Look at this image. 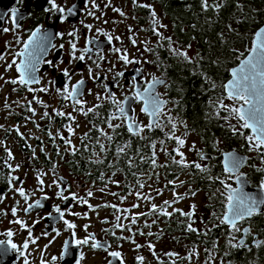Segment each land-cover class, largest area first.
<instances>
[{"label": "flooded vegetation", "instance_id": "obj_1", "mask_svg": "<svg viewBox=\"0 0 264 264\" xmlns=\"http://www.w3.org/2000/svg\"><path fill=\"white\" fill-rule=\"evenodd\" d=\"M146 1L147 5L150 6L146 10L149 15H151V11H154V8L158 10L155 13L159 24L153 27L156 29L159 27L161 18L169 19L171 22V17L165 9L167 1ZM94 2L98 6L95 9L91 8L88 0H55L58 8L63 7L67 10L75 4L78 9L77 16L69 17L67 21L61 23V13L51 8L49 0H0V17H2L0 18V54L5 55V59L0 60V76L4 77V79H0V126H2L0 127V196L3 197L0 200V241H7L9 237L6 233L11 231L13 233L11 241L17 245L18 249V251H13L6 244L0 245V264H24L25 258H27L28 264H41L42 260L44 264H77V261H79V264H108V261L113 259L103 249H92L90 247L91 241L88 245H81L78 248L74 244L75 239H84L89 234H93L97 241L104 242L106 246H109L108 251H118L120 249L117 247L120 245V230L115 227L116 224L105 227L103 224L104 219H101V216L104 214L120 215L124 210L117 207L120 211H116L112 207H105L104 205H109L110 201L114 205L116 200L113 196L111 200L104 197L103 201V198L99 196L102 194L100 190H96L90 199L87 195L88 185L93 187L92 184L95 182L94 175L97 174L100 177L104 171L102 162L97 163V168L91 167L88 170L84 168V173L72 171L70 168L72 167L73 157L80 158L85 157L87 154L93 155V153H96L97 155H94L96 160H101L102 151L100 144H103L105 149L113 148L115 158L123 155L125 151L132 153L129 156V159L132 161V166H128L129 174H131V180L137 182V187L134 183L130 185L132 190L139 189V184L142 181L146 183L150 180L154 181V194H157V190H161L162 194H159V198L162 197L163 200L160 207L157 208L156 213H151L152 206L150 199H144L143 197L146 194L142 192L141 198L137 203L139 208L133 210V213L138 212L139 215L147 213L148 216H156L160 215V208H164V210L172 213L171 216L161 215L165 228L161 229V232H166V227L170 226L172 228L170 232L175 231L171 235L175 242L187 245L183 253L195 254L199 251V254H201L199 264H222V262L223 264H264V247H255L256 240H264V214L255 215L250 220L238 222V227L242 230L251 229V234L246 236H243L242 232L232 233L227 225L220 224L218 227L215 226L219 224L216 217H213L212 222H214V226L210 228L201 229L196 226L197 216L205 213L213 216V213H215L219 217L225 211L224 196L221 195L223 186L218 180L213 181L208 179L209 175L225 179L226 174L223 172L224 153L237 151L245 155L247 158L246 163L240 171L249 181L250 188H259L260 182L264 180V168L259 166V159L263 162L264 160L261 159L258 153L257 156L255 153L256 158H251V160L255 161L253 166L248 157V145L245 139L239 135L234 136L230 128L223 127L222 124H216V127L185 128V124L191 125V120L184 118L183 115H178L175 111L178 110V104L184 102L186 96L176 83H172L174 74L179 75V77L182 76L181 67L183 64L181 61H184L183 58H176L178 63L172 65L179 68L173 72H169V68L171 69V67L168 66L166 52L161 47H151L148 48L151 51L144 50L143 53L136 52L135 48L130 45L132 44L131 38H129L130 42L128 44L122 38L120 40L115 39V37L121 34V26L125 24L131 15V6L134 4L133 0H94ZM86 4L88 5L87 7H85ZM13 7L18 9V28L13 26L11 20L10 10ZM113 9H119L125 15L121 16L119 12ZM89 11H92L93 15H88ZM150 22L152 23V16ZM85 24L92 25L91 32L84 27ZM37 27L41 28L42 33L49 34L51 43L57 46L55 49L49 46V50L43 59L45 61L51 60L54 65L59 64V68L42 63L40 71L37 73L41 82L32 85L34 89L47 88V92H29L25 86L5 83L6 80L18 78L15 66L6 70L7 65L13 59L19 62L20 58L16 57L15 53L23 48V42L28 40L31 32ZM4 28H9L10 31L5 33L3 31ZM171 28L173 31V26ZM97 29L101 30V32H98ZM73 30L77 32L76 38L68 36V33ZM102 32H107L114 37L111 44L101 34ZM57 33H62L63 36L61 37ZM151 33L154 34L152 30ZM18 39L19 42H17ZM89 39L94 40L93 45L87 44ZM69 40H75L78 49H83L85 46L93 47V53L86 55L83 62L72 61L70 63ZM61 44L64 45L63 49L59 48ZM125 46L130 47L129 58L140 60V64L124 65L119 60L118 57L121 53H116L114 49L120 48L123 52ZM97 49L101 50L102 55L105 57L100 69H97L93 63L94 60H97L95 54ZM194 51L198 52L197 50ZM77 55H79V52ZM89 56H91V59H89ZM115 57H117L118 64H115L114 67H108V60H112ZM242 58L237 59V63L228 70L236 66ZM61 59L63 60L62 64L59 63ZM145 61H148V63H145ZM90 66L93 68L94 75L99 74L100 80L94 81L89 78L88 69ZM64 68H68L71 73L70 81L62 75V69ZM137 68L142 69V75L135 71ZM193 68L197 69V65L193 66ZM109 69L112 70L109 71ZM117 72H124V76L115 77V73ZM133 76H137V87L141 89L146 86L147 81H151L153 76L163 79L167 84L166 87L158 85L156 88L161 99L167 102L163 106L162 114L158 117L162 127H157L152 131L146 129L144 133H141V136L146 137L145 139H142L141 136L131 135L127 131L126 121L112 120V124H121L122 126L115 130L109 128L105 120L116 110L115 105L110 100H97L96 98L97 94L101 95V97L105 95V84L115 94L118 101H124L126 96L132 97L134 88L131 79ZM81 79L85 81V84L81 87L82 99L95 98L90 108H94L97 104L101 105L96 109L95 113H89L87 116L81 112L74 111L72 101L64 100L56 91L57 88L62 89L66 83L71 88L72 85H75ZM228 79L229 74L225 82ZM49 81H54V83H49ZM13 89L16 90L14 91ZM34 96L41 100L43 105H47L48 107L36 103ZM29 102H31V107L36 112L35 116H32V113L27 110ZM128 103L126 109L129 115H134L136 121L141 125H147L149 123V116L141 111L143 107L142 102L130 99ZM5 104L10 105V107L6 108ZM167 108L169 112L165 113ZM53 109L71 113L78 121H70L65 117L56 116ZM45 111L52 116L51 120L42 118ZM29 117L31 119H28ZM169 117L177 125L175 136L190 140L189 144L185 145L188 151V154L184 153L185 161L189 165H192L193 162L200 163L202 167H208L210 173H202L194 167H181L173 163L172 157H175L177 160L180 157L176 156V153L173 151V149L178 147L175 139H170L167 135L171 132V127H167L168 124L166 123ZM69 124L76 127L79 131L77 133L79 136L67 131V125ZM37 125H39V128H37ZM93 125H96V128H93ZM17 127L19 128V133L23 134V139L15 130ZM97 129H102L111 135L112 140H108L105 136L101 135ZM243 131L245 135L250 134L248 130ZM49 132L52 133L51 138L48 135ZM85 133L88 134L89 138L85 139L82 143ZM60 135L71 140V144L75 146L74 155L73 149L65 145L64 141L59 138ZM97 139H99V144L97 143ZM161 141H163V145ZM152 143L155 144L153 150L156 166L150 163V158L153 156ZM218 143H222L224 149L217 151L219 148ZM125 144H129L130 146L125 148L124 153L117 155V148L123 147ZM85 145H87V150H85ZM193 145H195L194 150ZM229 145H235V148H231ZM227 146L229 148H226ZM8 151H11L13 154L12 159L8 158ZM33 151L35 152V158H33ZM198 152H202L206 156V159H200ZM142 157L143 160L141 159ZM7 164H11L12 168H16L18 165L19 168L16 171H12V169L6 166ZM120 165L118 160L114 161L115 182L118 186L122 182V177L119 173H124L121 171L122 166ZM53 166H55L54 169ZM41 173L43 175L40 178L44 181L43 191L39 190L41 186L37 180V176ZM12 177H18V179L12 181ZM59 178H63L61 181L63 188H57L53 183L54 180L59 181ZM9 181H12V183L10 184ZM170 181H173L174 184L169 183ZM227 183L232 185V187H236L234 178L227 180ZM19 187H22L28 195L27 201L16 190ZM60 191H63L64 195L69 197L75 193L79 198L87 200L88 203L85 204L79 200L74 201L72 199L64 201L58 196V192ZM131 191L124 194L123 198H127ZM173 191L182 197V199L172 203V206L169 207L164 204V201H174ZM192 193L195 194L193 195ZM43 196H47L48 199L42 200ZM38 199H41L43 207L33 208L25 212L27 204L34 203ZM200 199L204 203L207 202L206 205H208L204 212H200L199 209ZM216 199L220 200L216 204V207H213ZM184 201L187 202L186 205L178 206L179 202L182 204ZM89 204L95 210L90 209ZM193 205H195V209L191 219L174 211L175 209H179L187 213L193 211ZM54 206H59L65 212L64 219L75 224V229H68L63 220L58 219L55 213H53V218L46 219ZM13 208L17 209L16 216L12 215ZM74 213H78L79 215H74ZM146 216L140 215L135 224L130 223L131 226L139 224V233L137 229L131 230L129 228L130 231L128 230L129 237L131 238L129 240L139 241L143 239L142 242L144 243H140L139 245L145 246V248L148 247L151 238L160 237L159 234L146 229L148 223ZM179 217L182 218L186 226L179 224ZM16 219L23 220L26 227L21 228L20 225L15 224L13 221ZM37 220H39V223H34ZM189 223L198 232L187 231ZM86 226L87 230L85 231ZM28 228L32 229L31 238L27 230ZM53 229L60 234L57 236L56 231H53ZM73 232H75V237L72 236ZM149 233H152V235H148ZM136 235L139 237H136ZM230 235L237 237V240L233 242H238L243 237L248 248H230ZM32 239L36 240L35 244L31 242ZM65 241L69 242V250L64 255V258L60 259L61 254L64 252L63 246ZM25 242L28 243L27 249L23 247ZM137 250L136 245H133L128 257L124 255V252H120L124 264H140L136 258ZM21 252L24 253L23 256L20 255ZM225 253H228V255H225ZM81 254L83 256L82 259ZM152 255L144 256L143 264H185L188 260L187 257L183 259V255L181 258L178 257V259L172 258L169 255L165 259L158 257L156 254ZM53 257L57 259L53 261ZM153 260L154 263H152ZM113 264H119V260H113Z\"/></svg>", "mask_w": 264, "mask_h": 264}, {"label": "snow or ice", "instance_id": "obj_2", "mask_svg": "<svg viewBox=\"0 0 264 264\" xmlns=\"http://www.w3.org/2000/svg\"><path fill=\"white\" fill-rule=\"evenodd\" d=\"M49 3L51 4L52 9H56L61 13V23L67 21L69 17H74L78 15V9L77 6L74 4L71 8H68L65 10L63 7H59L55 4V0H49ZM88 3L91 4V8L95 9L98 6L95 4L94 0H88ZM133 3H136V0H133ZM88 5L86 4L85 7ZM222 4H214L210 5L208 3V0H202V8L204 10H208L210 7L213 8L216 11H219V9L222 7ZM139 7H148L149 5H139ZM237 7L241 9V12H243V6L239 3L237 4ZM49 10V9H46ZM116 12H119L121 16H124L125 13L120 11L119 9H113ZM66 12V14H65ZM11 20L12 24L15 28H18V20H17V14L18 9L16 7L11 8ZM88 15H93L92 11L88 12ZM152 16V24L158 25L159 21L156 18L155 11H151ZM2 18V17H0ZM99 19V17H97ZM82 23V21H81ZM107 23V21H105ZM161 27H164L163 25H160ZM84 27L88 29L89 32L92 30V25L85 24ZM230 31H236L231 26H229ZM3 31L5 33L9 32V28H4ZM98 32H101V30L97 29ZM129 31H132V29H129ZM152 31L155 35L160 37L161 39H167L169 45L172 44L170 37H163L160 32L156 30L155 27L152 28ZM102 35H104L108 41L109 44H111L114 37L110 35L107 32H102ZM59 36H63L62 33H57ZM221 37L223 34H220ZM68 36L70 37H77V32L75 30L68 33ZM116 40H120V37H115ZM19 42V39L17 40ZM132 44L136 45V40L132 39ZM70 46V57L72 61H85L86 55L93 53V47L85 46L83 49H78L77 43L75 40H69L68 41ZM88 45H93L94 40L89 39L87 41ZM49 46L53 49H55L57 46L53 43H51V37L47 33H42L41 28L37 27L34 31L31 32L28 40L23 42V48L15 53L16 57H19V62H17L16 59H13L11 63L7 65V69H11L13 66H15V70L18 73L17 79L12 80H6L5 83H11L12 85H21L27 87V90L29 92H47V88H39L34 89L32 85L39 84L40 78L37 76V73L40 71V65L42 63H47L51 67L59 68V64H53L51 60L45 61L43 57L47 54L49 50ZM189 47H191L189 45ZM60 49L64 48V45L61 44L59 46ZM114 51L116 53H121L119 55V60L124 63V65H130V64H140V60H133L129 58V54L126 51H123L120 48H115ZM145 51H151V49L145 48ZM173 55L183 58L184 61L188 63H193V60L191 57L188 56L186 51H182L179 49H171ZM237 51V50H233ZM79 52V55L77 53ZM97 60H94L93 63L95 64L97 69L101 68V63L104 61L105 57L102 55L101 50L97 49L96 51ZM242 55V54H241ZM5 55L0 54V60H4ZM89 59H91V56H89ZM202 59V57H201ZM60 64L63 63V60L61 59L59 61ZM145 63H148V61H145ZM114 67V65H113ZM112 69H109L111 71ZM138 74L142 75V69L137 68L135 70ZM89 78L93 79L94 81L100 80L99 74H93V68L90 66L88 69ZM62 75L67 78L68 81L71 80V73L68 68L62 69ZM124 72H117L115 73V77H123ZM230 76L231 79L227 81V83L221 85L222 89L226 93V96H221L217 98L214 102H212V106L216 109V115L219 117V112L221 110L228 113L227 116L219 117L222 118L228 123L231 118H235L238 121L237 125H231L228 124L232 134L239 135L240 137L244 138L249 151H255L260 156L261 159L264 160V27H261L258 29L254 34V39L252 41L251 48L249 49V54L247 55V58L240 59L239 66L236 68H232L230 70ZM114 77V79H115ZM0 79H4V77L0 76ZM106 79V78H105ZM49 83H54V81H49ZM131 83L134 88V93L132 97H125L124 101H118L115 97V94L111 92L108 85H104L105 89V95L101 97V95L97 94V100L106 99L110 100L113 105H115V111L111 113V115L105 120V123L108 124V127L115 130L116 128L121 127V124H112V120H122L127 122V131L133 135V136H141V133H144L147 129L148 131H152L157 127H162L158 117L162 114L163 106L167 103L166 101L162 100L159 93L156 91V88L158 85H164L167 86L166 81H164L161 78H158L156 76H153L151 81L146 82V86L142 89L140 87H137V76H133L131 79ZM85 84V81L83 79L79 80L75 85H72L71 88L68 87L67 83L65 86L61 88H57V94L60 95L64 100H71L73 104L74 111L81 112L83 115L87 116L89 113H95L96 109L99 108L101 105L97 104L94 108H88L85 110L84 105L85 101L82 99V93H81V87ZM117 86H119L117 84ZM212 87L215 88L216 85L212 83ZM14 91L16 89H13ZM132 99L135 101L142 102L143 107L141 108V111L144 112L146 115L149 116V123L147 125H141L138 123L135 119L134 115H129L128 110L126 109L127 102ZM224 99L232 101V105H227L224 103ZM34 100L36 103L42 104L43 102L39 100L37 97L34 96ZM19 103V102H16ZM238 105V106H237ZM44 107H48L47 105H43ZM6 108H9L10 105L5 104ZM28 111L32 113V116L36 115L35 110L31 107V102L28 103ZM134 111V110H133ZM53 112L56 116L59 117H65L70 121H74L75 117L72 116L71 113H65L63 111H59L56 109H53ZM42 118H48L49 120L52 119V116L45 111ZM28 119H31L29 117ZM34 122V121H33ZM168 123L171 124V132L168 135L170 139H175L176 144L178 145L177 148L173 149V151L176 153V156H179L180 159L177 160L175 157H172L173 163L181 166V167H194L195 169L199 170L202 173H210V169L208 167H202L200 163L193 162L192 165H189L184 158V153L180 151L181 148L185 145V139L181 137L175 136V130H176V123L172 121V119L169 117ZM181 123H183L181 121ZM2 127V126H0ZM37 128H39V125H37ZM93 128H96V125H93ZM185 128H187V125L185 124ZM18 134L21 135V138L23 139V134L19 133V128L17 127L15 129ZM243 130H250V135H245V132ZM67 131L69 133H73L74 130L71 126V124L67 125ZM97 131L100 132L101 135L105 136L108 140H112V136L108 133L104 132L102 129H97ZM49 137H52V133H48ZM61 140L64 141L65 145L73 149V155L75 154V146L71 144V140L66 139L62 135L59 137ZM88 134L85 133V136L82 138V143L85 139H88ZM142 139H145L146 137L141 136ZM97 143L99 144V139H97ZM161 144L163 145V141H161ZM129 144H125L123 147L117 148V155L124 153L125 148L129 147ZM151 147L154 149L155 144L152 143ZM193 150L195 149V145L192 146ZM101 151L105 150V146L103 144H100ZM43 150V149H41ZM67 150V149H66ZM85 150H87V145H85ZM59 154V153H58ZM8 158L12 159L13 154L11 151L7 152ZM93 155H97L96 153H93ZM198 155L200 156V159H206V156L202 152H198ZM33 158H35V152L33 151ZM143 160V157L141 158ZM246 157L239 156L235 151L233 152H227L224 153V161H223V172L226 174L225 179H221L219 176L212 177L211 175L208 176V179L213 181H219V183L223 186V191H221V195L224 196V202H225V211L223 214L219 217L216 216L215 213H213V217H216V219L219 221V224L215 226H219L220 224L227 225L232 233L235 232H242L243 236L250 235L251 229H241L238 227V222L244 221V220H250L255 215H261L264 214V195L256 196L251 193L245 192L244 187L246 183V176L240 171V169L245 165ZM95 163H101L102 161L97 159L93 161ZM150 163L153 166H156V160H155V153H153V156L150 158ZM129 167L132 166V161L129 159L128 161ZM7 167L12 169V171L18 170L19 166L17 165L16 168H12L11 164H7ZM55 166H53V169ZM43 175V173L39 174L37 176V180L40 184V191H43V185L44 181L40 177ZM234 178L235 183L237 184V187H232L229 183H227V180H231ZM18 177H12V181L17 180ZM63 178H59V181L54 180L53 183L57 188H63V184L61 181ZM12 181H9L11 184ZM169 183H173V181H170ZM183 183V182H181ZM139 187L142 189L144 185L141 183L139 184ZM19 192V195L25 199V201L28 200V195L26 194L25 190L22 187H19L16 189ZM103 191V189H101ZM218 191H220L218 189ZM259 191L261 193H264V180H262L259 184ZM226 193V195H225ZM157 194H162L161 190H157ZM193 195L195 193H192ZM89 197L93 195L91 191L87 193ZM115 195V194H113ZM58 196L63 199L64 201H68L69 199L72 200H79L81 203L87 204V200H84L82 198H79L75 193L71 195V197L64 195L63 191L58 192ZM137 198H141L140 192H136ZM174 201H164V204L171 207L172 203L178 202L182 197L178 196L173 191ZM144 199H151L149 196L143 197ZM3 197L0 196V200H2ZM42 200H47V196H43L41 198ZM41 199L36 200L34 203H28L27 207L25 208V212H28L29 210L33 208H42L43 204L41 203ZM90 209L95 210L92 205H88ZM105 207H112L116 209V211H120V209L117 208L116 205H104ZM139 205H133V207H138ZM193 211L190 212H183L182 210L175 209V212H179L180 215L191 219V217L194 215V209L195 205L192 206ZM17 209H12V215L16 216ZM157 212V206L155 204L152 205L151 213ZM53 213H55L58 217V219L63 220V223L67 226L68 229H75L76 225L73 223H70L67 219H64L65 212L61 210L59 206H54L52 209V212L48 213V216L46 219L53 218ZM74 215H79L78 213H74ZM140 215H148L140 214ZM160 215L163 216H171L172 213L164 210V208H160ZM121 217L116 216V228H120L121 225L119 223ZM15 224L20 225L21 228L26 227L25 222L20 219H16L13 221ZM106 222V221H105ZM132 224H135L137 222V217L133 216L131 220ZM34 223H39V220L35 221ZM155 223V221H153ZM150 226V225H149ZM29 232V236L31 238V232L32 229H27ZM87 230V226L85 227V231ZM187 231L189 232H198L196 228L192 226L191 223L187 225ZM53 231H56L53 229ZM107 231V230H106ZM130 231V229H129ZM60 233L56 231V235L58 236ZM114 235V233H112ZM143 234V233H141ZM207 234V233H205ZM6 235L9 237L7 241H0V245H8L9 248H11L13 251H18L17 245L12 243L11 237L13 233L11 231H8ZM46 235V233H45ZM148 235H152V233H149ZM72 236L75 237V232L72 233ZM125 239H131L125 238ZM237 237L235 235H230L229 238V247L233 249H244L248 248V245L246 244L243 237L238 242L236 241ZM91 241L90 247L92 249H103L107 252V255L113 259H110L108 261V264H113V260H119V264H124V261L122 259L121 253L118 251H108V247L104 242L97 241L95 236L93 234H89L84 239H75L74 244L78 248L81 245H88ZM33 244L36 243L35 239H32L31 241ZM133 243H135L134 240H132ZM25 249L28 248V243L25 242L23 245ZM64 252L61 254L60 259L64 258V255L68 253L69 250V242L65 241L64 243ZM141 245L137 244L136 248L139 249ZM255 247H264V240H256L255 241ZM149 249H154V246L149 243L148 244ZM250 250V249H249ZM207 251V250H206ZM20 255H24L23 252L20 253ZM169 256L177 255L175 253H167ZM225 255H228V253H225ZM83 258L81 254V259ZM53 261H55L57 258L53 257ZM137 260L140 262V264H143L144 258L142 256L137 257ZM24 264H28L27 258H25ZM41 264H44V261H41ZM77 264H79V261H77ZM223 264V262H222Z\"/></svg>", "mask_w": 264, "mask_h": 264}, {"label": "trees", "instance_id": "obj_3", "mask_svg": "<svg viewBox=\"0 0 264 264\" xmlns=\"http://www.w3.org/2000/svg\"><path fill=\"white\" fill-rule=\"evenodd\" d=\"M165 1H167L165 9L171 17L173 26L171 33L173 40L180 42L183 46L191 41L199 44L198 53L192 58L193 63L181 61L182 76L174 74L172 77V83H176L186 96L184 102L178 104V110L175 113L191 120V125L188 127H216V109L212 106V99L215 101L222 95L225 96L221 85L228 78V69L237 63V59L244 57L250 49L254 31L263 23H259V18L264 14V0H243L246 4L245 17L240 22L236 17V13L241 11L236 4L238 0H208L210 5L222 4L219 11L211 7L204 10L202 0H163ZM254 9L256 13L253 12ZM149 24L148 31L151 32L154 25L151 22ZM229 26L236 31H230ZM234 49L237 51H233ZM167 59L168 66L171 67L169 72L179 68L172 65L178 63L175 58L167 56ZM195 65L197 69L193 68ZM212 83L216 85L215 88L212 87ZM166 123L168 124V120ZM151 149L153 154L154 150ZM113 154V148H106L101 152L100 159L104 171L100 177L97 174L94 175V184L101 187L116 184L114 161L118 160L122 166L121 171L124 172L119 173L122 177V182L119 184L121 187L119 197L122 199L124 194L132 190L130 186L132 183L137 185L135 180H131L128 168L129 156L132 153L125 151L118 158H115ZM95 160V156L89 154L80 158L73 157L70 168L72 171L84 173V168L88 170L91 167H98V164L93 162ZM179 224L186 226L181 217H179ZM171 229L170 226L166 227L167 232Z\"/></svg>", "mask_w": 264, "mask_h": 264}, {"label": "rangeland", "instance_id": "obj_4", "mask_svg": "<svg viewBox=\"0 0 264 264\" xmlns=\"http://www.w3.org/2000/svg\"><path fill=\"white\" fill-rule=\"evenodd\" d=\"M240 4L243 6V12H239L236 13V17H237V21H242L245 13V8H246V4L243 3V0H238V2L236 4ZM139 5H147V1L146 0H136V3L133 4L131 6L132 12L131 15L128 17L127 21L125 22V24H123L121 26V34L118 36L120 37V39L122 38L123 41L128 44L130 42L129 38L135 39L136 40V45L134 46L133 44H130L131 46H133L136 50V52H142L145 50V48H151V47H161L163 49L164 52H166V55L168 57H173L175 58H179L175 55H173L171 49L175 48V49H179L182 51H186L188 56L193 58L195 55V51H198L199 48V44H197L196 42L191 41L190 43L186 44L185 46H183L180 42H177L175 40H173V37L171 35L172 33V24L169 21V19L166 20V18H161L160 20V25H163L164 27H161L159 25V27L156 29L158 32L161 33V35L165 38L170 37L172 44L169 45L168 40L167 39H161L160 37H158L157 35L151 33L150 31H148L149 28V23H150V18L151 15H149L147 13V9L148 7H139ZM155 12H158V10L156 8H154ZM254 13H256V9H254L253 11ZM260 22H264V14L263 16H261L259 18V23ZM129 29H132V31H129ZM189 45L191 47H189ZM129 54L130 57V47L129 46H125L124 50ZM198 53V52H197ZM118 64L117 62V57L113 58L112 60H108L107 66L108 67H112L113 65ZM223 85V84H222ZM210 92L212 93V87L210 86ZM95 98H88L85 101V105L84 108L85 110L90 108V106L93 104ZM212 101L214 102V100L212 99ZM225 104L227 105H232V101L230 100H225L224 101ZM238 106V105H237ZM169 109L167 108L165 113H168ZM228 113L221 110L219 112V117H224L227 116ZM216 115V123L219 125H223V127H229L228 124L230 123L231 125H237L238 126V121L235 118H231L230 121L228 123H226V121L222 118H219ZM168 120V119H167ZM74 121H78V119L76 118ZM185 126V125H184ZM167 127H171V124L168 123ZM188 127V125H187ZM74 132L72 133L73 135L75 134L76 136H79L77 133L79 132L75 126H72ZM250 135V134H249ZM189 139L185 138V145L189 144ZM184 145L183 148H181L180 151H182L183 153H187V147ZM219 148L217 149V151L219 149H224L222 143H218ZM235 148V145H229ZM226 148H229L228 146ZM225 148V149H226ZM255 153L257 156V152L255 151H249L248 150V157L251 160V158H256L255 157ZM252 165L254 166L255 161L251 160ZM263 161H261L259 159V166L263 167ZM63 170V169H62ZM63 172L65 173V171L63 170ZM118 180V179H117ZM116 180V181H117ZM118 182V181H117ZM82 183V182H81ZM116 183V182H115ZM144 187L141 189H134L131 191V193L129 194V196L127 198H120L119 197V191L121 189L120 186H118V184H114V185H109L107 187H101L100 185L97 184H92V186L88 185V189L87 191H91L92 193H94L96 190H100L103 189L102 194H100L99 196H101L103 198L104 201V197H107L108 200H111V198L114 196L116 203L114 202V205H116L118 208L124 210V212H122L120 215H112V214H104L103 216H101V219H104V226L108 227L111 224H116V216H120L121 219L119 221L121 227L118 228L120 230L121 233V238L119 241V247L120 249L118 250L119 252H124V255L126 257H128L130 255V250L132 249L133 245H137L140 243H144L142 242L143 239H140L139 241H135V243H133L132 241H130L129 239H125V238H129V228L131 230L137 229L138 233L140 231V227L139 224L135 225V226H131L130 223L132 220L133 216L137 217V220L139 219L140 215L138 212H134L133 210L139 208L138 207H133V205H138L137 203L139 202L140 198H137L136 196V192H141L143 194H146V196L151 197L150 202H151V206L153 204H155L157 206V208L160 207V204L162 203L163 198H159V194H154L155 188H154V181L150 180L146 183H143ZM115 194V195H113ZM111 196V197H110ZM91 197H89L90 199ZM220 199H216L215 200V205H213V207H216V204H218ZM93 202H95V200H93ZM207 202L204 203L203 200H199V209L200 212H204V210L207 208L208 205H206ZM146 204H148L146 202ZM187 202H179L178 206H184L186 205ZM109 205H113V203L110 201ZM147 206V205H146ZM131 210V212H130ZM132 213V214H130ZM147 218V225H146V229H150L151 232L159 234L160 237L159 238H151L150 243L154 246V249H149L148 247L145 248V246H141L136 253V258L139 256H153L152 254H156L158 255V257H162L163 259L167 258V253H175L177 255H173L172 258L178 259V257L181 258V256L183 255V259H185V257L188 258L187 262L185 264H199V258L200 255L199 251H197L198 253L195 254H188L187 252L183 253L187 247V245L180 243L178 244L177 242H175L174 238L171 237L173 232H161V229H165L163 226V221H162V216L161 215H156V216H146ZM197 221H196V226L199 228H210L211 226H214V222L212 224L213 221V216L209 215V213H205L203 215H199L196 217ZM106 221V222H105ZM153 221H155V223H153ZM150 225V226H149ZM131 226V227H130ZM136 237H139L136 235ZM153 241V242H152ZM152 258V257H151ZM152 263H154V260L152 261Z\"/></svg>", "mask_w": 264, "mask_h": 264}, {"label": "water", "instance_id": "obj_5", "mask_svg": "<svg viewBox=\"0 0 264 264\" xmlns=\"http://www.w3.org/2000/svg\"><path fill=\"white\" fill-rule=\"evenodd\" d=\"M261 27H264V23L258 28V29H260ZM258 29H256L255 30V32L258 30ZM255 32H254V34H255ZM254 34H253V38H252V41H253V39H254ZM249 54V52L242 58V59H244V58H247V55ZM239 62H240V60H239ZM239 62H238V64L236 65V66H234L233 68H236V67H238L239 66ZM232 69V68H231ZM230 69V70H231ZM230 70H229V72H228V74H229V79H231V76H230ZM228 79V80H229ZM227 80V81H228ZM227 81L225 82V83H227ZM224 83V84H225ZM225 93V92H224ZM225 95H226V93H225ZM129 103L127 102V105H128ZM249 132H250V130H248ZM251 134V133H250ZM233 152V151H232ZM239 156H241V157H245V155H242V154H240L239 152H237V151H235ZM223 161H224V155H223ZM246 163V162H245ZM223 167H224V165H223ZM236 187H237V184H236ZM244 190H245V192H248V193H251V194H253V195H256V196H261V195H264L263 193H261L260 191H259V188H250L249 187V181L246 179V183H245V187H244Z\"/></svg>", "mask_w": 264, "mask_h": 264}]
</instances>
